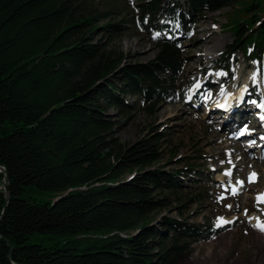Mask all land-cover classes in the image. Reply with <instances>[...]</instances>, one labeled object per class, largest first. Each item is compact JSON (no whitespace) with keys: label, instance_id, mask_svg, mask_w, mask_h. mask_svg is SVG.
I'll list each match as a JSON object with an SVG mask.
<instances>
[{"label":"trees","instance_id":"obj_1","mask_svg":"<svg viewBox=\"0 0 264 264\" xmlns=\"http://www.w3.org/2000/svg\"><path fill=\"white\" fill-rule=\"evenodd\" d=\"M235 6L212 64L240 54L264 72V0H0V264H180L208 237L180 211L204 189L158 216L198 165H157L163 132L123 143L107 111L182 101L193 21ZM131 25L158 34L143 63L111 48Z\"/></svg>","mask_w":264,"mask_h":264},{"label":"rangeland","instance_id":"obj_2","mask_svg":"<svg viewBox=\"0 0 264 264\" xmlns=\"http://www.w3.org/2000/svg\"><path fill=\"white\" fill-rule=\"evenodd\" d=\"M123 1L85 0V3L89 8L100 11L120 7ZM238 11L235 6L233 9L205 13L193 21L192 34L181 46L185 60L182 85L187 81L191 84L182 101L158 105L151 114L140 108L131 110L126 116H120L113 109L107 111L112 120L119 123L115 134L123 143H132L149 133L163 132L161 159L157 165H167L166 169H179L184 164L198 165L191 177H181L183 189L173 194L170 197L174 200L172 204L158 214L176 218V207L188 195L199 189L206 192L203 201L196 204L184 201L180 209L182 218L190 223L211 225L208 237L193 244L189 256L180 264H264V237L253 226L254 216L264 224V204L256 199L264 191V154L259 157L258 144L254 145L258 143L255 135L244 136L253 128L250 124L231 132L222 129V121L212 115L211 108L206 110L208 105L204 106V98L193 97L199 83L204 89L198 94L208 92L211 98L222 88L232 89L236 83L239 86L248 80V87L254 94L264 98V78L257 76V73L260 74L257 63L246 64L238 54L231 60L223 59L217 65L212 64L232 40L226 24L234 15H239ZM131 15L136 21L137 14ZM131 27L125 37L111 44V48L124 55V63H143L154 54L156 33ZM209 52L210 55H207ZM220 69H226L227 78L222 79L218 86L217 77L224 72ZM125 100L132 103L133 97L127 96ZM148 126H151L152 132H148ZM238 137L245 138L239 152L234 146ZM240 158L245 160L240 163ZM253 163L257 164V169L250 168ZM226 173L230 175L223 181ZM253 173L254 182H250L249 175ZM233 190L237 194L234 195Z\"/></svg>","mask_w":264,"mask_h":264},{"label":"bare ground","instance_id":"obj_3","mask_svg":"<svg viewBox=\"0 0 264 264\" xmlns=\"http://www.w3.org/2000/svg\"><path fill=\"white\" fill-rule=\"evenodd\" d=\"M166 38H170V35L169 34H166ZM207 55H210V52ZM207 58L209 59L208 56H207ZM217 79H218L217 80L218 81L217 85L220 86L221 83H222V80L220 79L219 76L217 77ZM250 79H253V78H250ZM247 81L244 80L240 84L239 87L237 86V83H236L235 86H232L233 87L232 89H230V88H222V89H220L214 95L213 100L210 102V104L207 107H205L206 110L209 109V108H211V111L210 112L212 113V115H216L217 119L220 120V121H222V127H224L222 129H227L228 131L231 132L232 130L234 131L238 127L239 123H241L242 121H245V123H244L243 126H247V125L249 126L250 124H252L250 122V120H249L250 119L249 118L250 115H251V117H259V114H258L257 111H254L252 113H247V111H248L247 108L248 107H247V105H245L246 104L245 92H241V93L238 92V91L242 90L243 88H245L247 86ZM253 83H254V80H253ZM202 85L203 84L199 83L195 87L196 90L194 91L195 93H194V96L193 97H197L198 91L199 90L202 91V89H204ZM189 89H191V88H189ZM188 94H190V93H188ZM191 94H192V92H191ZM225 96L232 103V106L230 107V109L228 111L221 112L220 109H219V106H220V102L222 101V97H225ZM244 98H245V100H244ZM189 100H190V98H189ZM241 100H244V101H241ZM216 121H214V122H216ZM231 122H233V123L231 124ZM223 124H224V126H223ZM225 125H226V127L228 126V128H226ZM243 126L239 127V129L242 128ZM253 135H255V137L257 138V140L260 139V138H262V140H263L262 142H260V140H259L258 143H255L254 144V145L258 144L257 145V148H259V152L258 153H259V157H260L261 155L264 154V150H263L264 149V134H263V136H257L258 134L254 130V128H253V131L252 132H250V133L247 132L246 135L244 134V136H253ZM244 139L238 137V139L234 142L235 151L239 152L241 143H242V141H244ZM248 146H251V145H248ZM249 150H250V148H249ZM244 160H245L244 158H240L239 159V162L241 163ZM258 164L260 165L262 163H258ZM250 168L251 169H257V164L256 163H253ZM227 176L228 175H226V177L223 176L224 177L223 178V181L225 180V178L228 179ZM251 177H252V174L249 175V178H251ZM261 197H264V191H261L259 193V195L256 196V199L259 200V202H261V203L264 204V202L261 201ZM258 224H263V223H262V221L258 217L256 218L254 216L253 217V226L256 227V229L258 230V232L262 233L263 234V237H264V232L260 231L258 229V227H257Z\"/></svg>","mask_w":264,"mask_h":264},{"label":"snow or ice","instance_id":"obj_4","mask_svg":"<svg viewBox=\"0 0 264 264\" xmlns=\"http://www.w3.org/2000/svg\"><path fill=\"white\" fill-rule=\"evenodd\" d=\"M264 107V106H262ZM262 119H264V117H262ZM227 175H230V173H226ZM254 177H255V173L252 174V177L250 178V182H254ZM241 183V186H242V182ZM233 194H237V191L236 190H233ZM261 201L264 202V197H261ZM247 214V213H245ZM258 229L262 232H264V224H258L257 225Z\"/></svg>","mask_w":264,"mask_h":264},{"label":"water","instance_id":"obj_5","mask_svg":"<svg viewBox=\"0 0 264 264\" xmlns=\"http://www.w3.org/2000/svg\"><path fill=\"white\" fill-rule=\"evenodd\" d=\"M0 172H2V173L4 174V171H3V169H2V168H0Z\"/></svg>","mask_w":264,"mask_h":264}]
</instances>
